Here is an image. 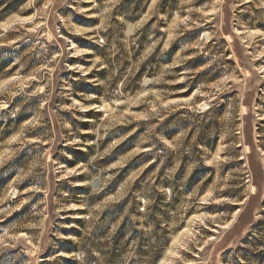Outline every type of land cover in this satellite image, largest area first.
Instances as JSON below:
<instances>
[{
  "label": "rangeland",
  "instance_id": "374dc122",
  "mask_svg": "<svg viewBox=\"0 0 264 264\" xmlns=\"http://www.w3.org/2000/svg\"><path fill=\"white\" fill-rule=\"evenodd\" d=\"M0 264H264V0H0Z\"/></svg>",
  "mask_w": 264,
  "mask_h": 264
}]
</instances>
